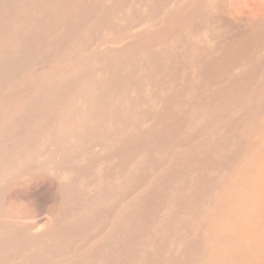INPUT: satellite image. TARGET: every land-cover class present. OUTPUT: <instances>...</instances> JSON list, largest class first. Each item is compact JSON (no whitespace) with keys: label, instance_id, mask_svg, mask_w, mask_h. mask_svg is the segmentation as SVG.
Here are the masks:
<instances>
[{"label":"bare ground","instance_id":"1","mask_svg":"<svg viewBox=\"0 0 264 264\" xmlns=\"http://www.w3.org/2000/svg\"><path fill=\"white\" fill-rule=\"evenodd\" d=\"M119 1L124 0H0V86L10 82L14 71L24 77L34 61L49 60L62 44L72 47L81 32L99 27V36L109 32L111 41L126 43L110 53L76 54L92 59L96 69L92 84L80 89L94 104L69 107L77 111L75 125L53 135L60 142L88 130L92 139L102 141V150L85 155L82 142H60L65 158L46 165L52 178L41 186L52 192L49 209L55 207L48 228L23 235L11 219L9 201L6 206L2 201L10 183L0 187V264H264V47L260 55L254 48L264 46V1L257 9L244 7L245 0L177 1L163 24L152 30L147 23L155 4L167 0H141L148 6V19H139L132 6V18L112 30ZM204 15L213 24L227 16L224 28L247 33V45H239L227 59L202 64L196 72L199 85L186 100L181 95L187 89L171 83L163 94L148 90V99L159 105L161 100L165 108L152 105L161 127L147 126L142 134L140 93L130 94V79L143 67L155 66L161 56L173 61L176 34L183 28L198 30ZM135 19L142 21L139 31H134ZM211 28L204 31L208 37L217 29ZM220 47L216 50L222 56L227 50ZM191 48L197 56L204 52L203 47ZM247 50L251 56L240 61ZM230 62L240 65L234 77L221 81L208 73V67L223 70ZM48 68L43 79L27 76V93L14 90V97H4L0 90V154L20 147L33 124L43 121L61 83V64ZM104 93L107 97L100 101ZM173 105L188 107L185 116H171ZM171 145L179 149L174 161L181 165V177L161 175L143 188L152 182L148 178L159 160L172 157ZM75 154L77 163L66 160ZM27 162L0 168V178L15 177ZM186 173L194 174L193 180H186ZM172 177L181 178L183 185L165 196L160 190ZM185 186L189 191L183 194ZM39 190L31 194L37 199L33 207L44 212L49 203ZM187 204L195 209L180 217ZM167 244L175 246L173 255L165 254Z\"/></svg>","mask_w":264,"mask_h":264},{"label":"rangeland","instance_id":"2","mask_svg":"<svg viewBox=\"0 0 264 264\" xmlns=\"http://www.w3.org/2000/svg\"><path fill=\"white\" fill-rule=\"evenodd\" d=\"M168 1L169 0L161 1L158 4H155L156 11H154V14L150 16V20L148 22L149 24L147 23L148 27H150L152 30L158 28L161 25V23L163 24V22L169 16L168 13L175 8L178 2L183 3V2H187L188 0H172L169 2ZM262 3H263L262 0H256V1L255 0H245L244 1L245 5L243 4V6L244 7L251 6L252 8L255 7L254 9H257L259 5H261ZM132 6L137 9L139 19L140 17H142L141 19H144V18L148 19V16H149L147 15L148 6L144 5L143 2H141V0H124L123 2L119 1V5L117 6L118 12L116 13L118 16V19L113 20V24L115 28L112 27V30L114 29L116 30L120 26V23H122V21H124L125 19L132 18L130 15V11H129V9L132 8ZM206 12L208 15L213 14V11L212 12L206 11ZM208 15H206L207 17L204 15L205 17L201 19L198 18L200 22V24H198L199 26L198 30L197 28H195V30L183 28L179 35L176 34L174 39H178L179 44L176 47L177 56L176 58L173 59V61L169 59L162 61L163 56H161L160 60L158 61V63H156L155 66L152 67L149 65L148 67L146 66L143 67L138 73V76L130 79V83H131L130 90H129L130 94L133 93L134 95H138V93H140L138 95L140 98L139 111L141 112V115L145 116L144 123L141 124L139 127V132H141L142 134L145 133L147 126H154V128L161 127L155 121V117H154L155 111L153 109L154 107L152 106L154 105L156 108L159 104H157L158 103L157 101L155 104H153V101L151 102L148 99L147 94L149 92L154 90L152 91V93L162 92L163 94V90H165V87H166L165 84L171 83L179 88L181 87L182 91L187 89L186 90L187 93L184 92V95H181V98L183 100H186L188 98L187 97L188 94H192L195 91L197 85H199L196 72L197 70H199L202 64L211 62L213 60L214 61L222 60L224 59L222 57H225V59H227L229 55L230 57L233 56V52L238 51L239 45H245V46L247 45L250 39V36H248L247 33H240L241 34L240 35L235 32H230L228 28L226 29L224 28L225 26L226 27L229 26L228 18H226L227 16L226 17L224 15L220 16V18L216 20L217 22L213 24L212 20L207 19ZM119 19H121V21ZM139 19H135L134 21V25H135L134 31H137V30L139 31V29L142 28V25L140 24V22L142 21H140ZM225 20L226 22H224ZM220 22L222 23L224 22V24H221ZM211 24L213 25V27L215 25L218 30L216 29L215 31L209 32L211 33L210 35L211 37H208L204 33V31H207L208 28L212 29ZM239 27H242V26H239ZM223 28L224 30H222ZM93 29H92V32L91 31H88L89 33L81 32L79 35H77V38L75 40L76 42L70 48L67 46L66 43L62 44V46L60 47V50L54 51L52 54H49L50 55L49 60L45 58L43 59V61H38V62L34 61L30 69L27 71V73H25L26 75L24 77H23L24 74L21 73L20 70L14 71L12 73L10 82L6 86L4 85L0 86V90L2 91L4 97H6L7 95L9 97H14L15 96V94H13L14 90L18 91V93H21L22 91L27 93V91H29L27 88V85L28 83L31 82L29 80L30 78L27 76H31V73H32L34 77H40V79H43L44 75L42 76V74L44 73L45 70L49 69L48 67L51 68L54 66V64H58V62L61 64V83L59 84L58 92L56 93L55 98L53 99L51 105L42 114L41 120L43 121L39 122L38 125H36L37 123L33 124V126L28 130V133H27L28 136H26L27 138L25 137L26 140L24 138V140L21 141L23 144H21L20 147L14 148L13 150H11V152L3 153L4 155L0 154V157L4 158L3 160L1 159L2 162H0L1 169L3 168L5 169L7 166H9L10 164H13L14 162H15L14 163L15 165L16 164L20 165L21 163L28 160L27 163L23 164L24 169L22 170V172L16 175L15 177L12 176L13 177L12 178L9 175V176L0 178L1 188L5 189L6 185H8L9 183L11 184V185L9 184V186L5 189L6 191L5 193L7 194L6 196L4 195V198H3L5 201L4 200L2 201L5 202V206L7 202L9 201L10 206L8 209L13 210L12 212L13 215L11 219L14 224L19 225L25 229L24 230L23 228L17 226L19 231L25 236L37 235L45 231V229L48 228V225L53 215L55 214V207L53 208V210L49 209L50 204H51L49 199L52 198L51 197L52 192L50 193L44 192L45 188H42L41 186L43 185L42 183L46 184V181H48L49 177L52 178L50 174H46L44 170L46 169V165H49L50 163H55L57 162V160L61 162L65 158V156L62 153L61 146H60L61 143L69 145L71 142L73 143L82 142L83 146L85 147V155L86 154H89V155L98 154L102 150V143H101L102 141L99 139H92V135H90V132H88V130L82 133H79V134H72V135L66 136L64 137V140L62 139L60 140L61 143L55 138L56 132H59L62 129L68 130L73 125H75V122L77 120V115H76L77 111L73 110L71 112L70 108L74 106H85V105L94 104V99L85 97V95L81 94L80 89L82 88L84 84L86 85L92 84L91 82H93V80L91 79L92 77H94L95 75L94 72H96V69H94L92 66L93 65L92 59H88L87 57L85 58L76 57L77 52H80L81 54L83 53L86 54L88 52L93 53L94 51L95 53L98 51L110 53L112 52V49L117 48L119 45L122 46L126 44L125 42L111 41L110 37H113V34L109 32L103 33L99 36V33L102 32V29H99V27H96V30L95 28ZM227 30L228 32H226ZM95 32H97L98 34ZM98 36L99 38H101L100 40L97 39ZM200 41L202 42V44ZM204 43L205 45H203ZM223 44H227V45L225 46ZM220 45L221 47L225 48L227 51L229 49V52L225 51L226 54L224 53L221 56L220 51L216 50L218 49L216 47H220ZM193 46L195 47L197 46L200 48L203 47L202 49L204 52L202 51L203 52L202 55L200 54L199 56H197V54H195L194 52L192 53L191 47ZM213 46L216 51L213 50ZM263 47L264 46L262 45H258L257 47H254V48H257V51L255 54L258 53L260 55L261 52L263 51ZM211 48H212V51H211ZM90 49H93V50H90ZM247 49L249 50L250 47H247ZM248 50L241 53L240 59H239L240 61H244L248 59V57L251 56ZM197 57H200L201 60L196 61ZM194 58L196 59L194 60ZM229 64L230 65L228 66V68H223V70L215 68V65L213 67L212 66L208 67V73H210L211 75L215 74L217 76H220L221 81L230 79L231 77H234L236 73L239 72L240 65H239V62H230ZM148 90H151V91L148 92ZM102 91L104 90H101V92ZM105 97H107V94L104 93L101 96L100 101H102ZM159 102L161 104L159 106L164 105L163 108H165V103L164 104L161 103V100ZM174 107H175L174 105L173 107H170L171 116H176L179 113L181 114V117H183L187 113L188 107L186 106H182L181 110L178 108L176 109V107L175 108ZM170 150L172 153V157L166 160L165 159L159 160V163L161 165L158 163L156 166L157 167L156 170H154L153 173L151 174L152 176L148 178V180L151 178L150 180H152V182L151 183L147 182L143 188H146L148 184L149 185L151 184L152 186L153 182L156 181V179L160 177L161 175L162 176L165 175L164 178H166V176L169 174H171L170 178L173 174L175 175L178 174L181 177L179 173L181 172V165L179 163H176L177 161H174V156L179 151V149L178 148L176 149L175 145H171ZM77 158H80V157H78L76 154L74 156L68 155L66 160L70 161L71 163H74V162L77 163L78 162ZM183 176L184 178L186 177L185 178L186 180H193L194 178V174L192 173H186ZM174 178L172 177V179L169 180V183H166L165 186L163 185L164 188L163 187L161 188L160 191L165 196L170 195L171 193L174 192V190H176L177 188L183 185V182H181V178L180 179H177V178L174 179ZM1 182L4 184L2 185ZM39 188L41 189L39 190ZM188 188L185 186V189L183 188L182 193L183 194L188 193L189 191ZM36 189L39 190L38 194L42 195L44 199L49 203L45 205L46 208L44 212H38L33 207V202L36 201L37 199L36 200L33 199L31 194H33V192H35ZM55 190L56 189H54V194H55ZM10 193L12 196H10V199H9ZM136 194L137 193H134L133 197H135ZM59 201L61 203L60 198H59ZM187 206H186V210L181 211V213L179 214L180 217L187 218L189 215L188 211H192L195 209V206L193 205L187 204ZM160 215H162V212ZM173 247L175 246L174 245L171 246L170 244H167V247L165 249V254L173 255L174 253Z\"/></svg>","mask_w":264,"mask_h":264}]
</instances>
